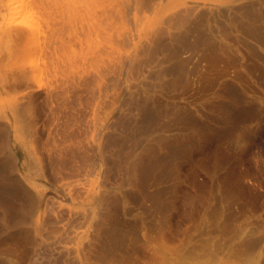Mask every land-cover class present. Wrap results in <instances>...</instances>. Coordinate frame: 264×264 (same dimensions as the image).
<instances>
[{
	"label": "rangeland",
	"instance_id": "374dc122",
	"mask_svg": "<svg viewBox=\"0 0 264 264\" xmlns=\"http://www.w3.org/2000/svg\"><path fill=\"white\" fill-rule=\"evenodd\" d=\"M36 2L39 45L0 44V264H264V0Z\"/></svg>",
	"mask_w": 264,
	"mask_h": 264
},
{
	"label": "bare ground",
	"instance_id": "6f19581e",
	"mask_svg": "<svg viewBox=\"0 0 264 264\" xmlns=\"http://www.w3.org/2000/svg\"><path fill=\"white\" fill-rule=\"evenodd\" d=\"M20 6V7H19ZM16 7H19L20 9H18L17 10V8ZM35 8H36V12H39L38 11V3L36 2V0H0V22H1V24H0V41L3 43H1L0 42V44L1 45H4L3 47H2V49H5V46H7L8 45V43L10 42V41H12V40H10L11 39V37H13L12 36V32H16V33H18L17 31H21V33L19 32L18 34L20 35L21 34V36H22V33H24V32H26L27 30H28V32L29 33H31L32 32V30H33V25L35 26V19H36V14H35ZM15 10V11H14ZM18 12H17V11ZM20 11V12H19ZM15 12H16V14L17 13H21L22 14V17H21V19H20V16H21V14H17V16H16V14H15ZM15 14V16L16 17H18L19 19L17 20V21H15V18L16 17H14L13 15ZM31 22H33L34 24L33 25H31ZM17 23H20V27L22 26H25V30L22 28H18L17 27ZM16 26H15V25ZM13 25V26H12ZM14 29V30H13ZM16 29V30H15ZM35 30H36V32H35V30H33V34H36V35H33L32 33H31V35L29 34V33H25V37H27V35L29 36V37H31L32 35V37H31V41L33 40V37H37L38 39H39V35L37 34V32H38V30H37V26H35V28H34ZM14 32V33H15ZM15 33V35H17ZM20 36V37H21ZM28 38V37H27ZM30 39V38H29ZM29 39H27L28 41H29ZM38 39H36V40H38ZM36 40H33V41H35V42H37ZM32 41V42H33ZM34 42V43H35ZM31 43V42H30ZM5 44H7V45H5ZM1 45H0V47H1ZM37 45H39V43L37 42ZM36 45V46H37ZM33 46V44L31 45V47ZM35 46V45H34ZM33 46V47H34ZM30 46L28 47L29 49L31 48ZM32 47V48H33ZM38 47V46H37ZM7 48V47H6ZM10 48H11V45H10V43H9V50H10ZM28 48H27V50H28ZM36 49V48H35ZM12 50V49H11ZM11 50L8 52V54L11 52ZM32 50V49H31ZM0 51H1V49H0ZM7 51H8V48H7ZM33 51H34V49H33ZM35 51H38L37 49L35 50ZM4 52V51H3ZM30 52V51H29ZM1 53H2V51H1ZM12 53V52H11ZM10 53V54H11ZM5 54H6V51H5ZM10 54H9V56H10ZM9 56H7V57H9ZM0 57H1V55H0ZM6 57V58H7ZM2 59V58H1ZM4 60V59H3ZM8 60V59H7ZM0 63H2V62H0ZM23 65V67H18L19 68V72H17V73H19V78L21 79V80H23V81H27L28 82V80L30 79L29 78V73H30V71L28 70V69H26L25 67V65L24 64H22ZM25 66V67H24ZM28 68V67H27ZM17 71H18V69H17ZM16 75V76H17ZM21 100V99H20ZM16 101H17V99H16ZM24 101V100H23ZM21 103H23L22 101H21ZM19 105H22V104H19V102H17L16 104H15V111H14V114H13V118H18L19 117V115H21V113H20V111H23V110H20V109H22V106H21V108H20V106ZM14 120H17V119H14ZM9 122V121H8ZM10 122H11V120H10ZM115 122H117V121H115ZM13 123H14V121H13ZM108 126V125H107ZM112 126V125H111ZM110 126V127H111ZM119 126V125H118ZM106 127V126H105ZM115 128V127H114ZM112 129V128H111ZM104 130V129H103ZM114 132V131H113ZM102 134V133H101ZM104 134V133H103ZM112 135V134H111ZM102 136V135H101ZM110 136V135H109ZM2 137V136H1ZM109 138V137H108ZM1 139V138H0ZM102 145V144H101ZM103 148V147H102ZM107 148V147H106ZM105 152V151H104ZM18 175H20V174H18ZM8 177V176H7ZM21 177V176H20ZM25 178V177H24ZM7 179V178H6ZM15 179V178H14ZM18 179V178H17ZM0 180H1V178H0ZM5 180V179H4ZM27 180V179H26ZM79 180V179H78ZM23 181V180H22ZM31 181V180H30ZM6 182V181H5ZM8 182V181H7ZM18 182H19V180H18ZM79 182V181H78ZM77 182V183H78ZM12 183V182H11ZM25 183V182H24ZM29 183V182H28ZM32 183V182H31ZM15 184V183H14ZM20 184V183H19ZM2 185V184H1ZM22 185V184H21ZM80 185H81V183H80ZM84 186H79L78 184H72L71 186H69V188H68V190H69V194H70V197H71V199L73 200V202H74V204H76V202L77 201H79V203H80V201L82 200L81 198H84L85 197V194H86V192H85V190H84V188H83ZM86 188V187H85ZM88 188V187H87ZM86 188V189H87ZM5 189V188H4ZM27 189V188H26ZM31 189H33V188H31ZM63 189V188H62ZM89 189V188H88ZM29 190V189H28ZM36 190V189H35ZM1 191V190H0ZM34 191V190H33ZM28 192V191H27ZM29 192H31V191H29ZM1 193V192H0ZM33 193V192H32ZM31 193V194H32ZM43 193V192H42ZM37 196V195H36ZM39 198H41V197H39ZM90 198V197H89ZM2 199V198H1ZM33 199V198H32ZM47 199V198H46ZM48 200V199H47ZM46 200V201H47ZM26 201H28V200H26ZM35 201V200H34ZM44 201V200H43ZM84 201H85V199H84ZM45 202V201H44ZM27 203V202H26ZM38 203H39V201H38ZM43 203V202H42ZM47 203V202H46ZM95 203V202H94ZM43 204H45V203H43ZM52 204V203H51ZM50 204V205H51ZM80 204H82V203H80ZM35 205V204H34ZM37 205V204H36ZM93 205V204H92ZM40 205H38V207H39ZM54 206V205H53ZM52 206V207H53ZM103 206V205H102ZM34 208H35V206H34ZM37 208V207H36ZM42 208V207H41ZM82 208V207H81ZM24 209V208H23ZM37 210H39V209H37ZM41 210H43L42 212H39V211H37V214H36V221L37 222H35V224H36V226H35V230H36V234H35V237L34 238H36L38 241H39V239H40V241H41V236H42V233H43V229H45L42 225L43 224H41V223H44L45 221V219L48 221V220H50V219H52L53 220V218H55V217H53V214H52V212H51V210H50V208H48V203L47 204H45L44 205V208L43 209H41ZM80 210H82V211H80ZM79 211L78 210H76V211H72V216L70 217V219L71 218H73L74 220H76V221H78V219H79V221L81 220V218L82 217H86L87 218V213H85L84 211H83V208L82 209H80ZM84 210H86V209H84ZM91 210V209H90ZM90 210H89V212H90ZM104 210V209H103ZM61 211H62V217L64 216V214L65 213H67L68 211H66V210H64V209H61ZM33 212H34V210H33ZM60 213V212H59ZM69 213H70V211H69ZM86 214V215H85ZM89 215V214H88ZM35 216V215H34ZM61 216V215H60ZM64 217H66V216H64ZM94 217V216H93ZM103 218V217H102ZM56 219V218H55ZM83 219V218H82ZM73 220V221H74ZM93 220V219H92ZM70 221V220H69ZM72 220H71V222H73ZM3 222H5V221H3ZM93 222V221H92ZM95 222H97V221H95ZM47 223V222H46ZM67 224V223H66ZM96 224V223H95ZM72 225V224H71ZM34 226V225H33ZM43 228H42V227ZM44 226H45V223H44ZM66 226V225H65ZM64 226V227H65ZM73 226V225H72ZM98 226V225H97ZM96 226V227H97ZM63 227V226H62ZM95 227V226H94ZM34 229V228H33ZM34 230V231H35ZM70 229H67V231L71 234L72 233V231L70 232L69 231ZM45 234H46V232H45ZM58 234V235H57ZM56 235H53L52 237V239L51 240H49V241H46V242H44L43 241V239L44 238H42V241L44 242H42L43 244H42V247L43 248H45V249H47V250H50V249H53V250H55L54 248L56 247V249L58 250V251H55V253L56 252H58V254L60 253H62L63 252V250H64V248H65V242L67 241L66 240V233L65 234H61V233H57ZM44 237V236H43ZM66 240V241H65ZM36 241V240H35ZM34 241V242H35ZM38 241H37V244H38ZM41 244V243H40ZM39 244V245H40ZM65 244V245H64ZM53 246H55V247H53ZM39 247V246H38ZM78 251V250H77ZM216 253V252H215ZM53 254V253H52ZM57 254V253H56ZM56 254H54V255H56ZM59 254V255H60ZM217 254V253H216ZM216 254H214V255H216ZM59 255H58V257H59ZM85 256V255H84ZM218 256V255H217ZM56 258H54V260H57V256H55ZM220 258H222V257H220ZM80 260H81V258H80ZM226 260V259H225ZM87 262V261H86ZM85 263V262H84Z\"/></svg>",
	"mask_w": 264,
	"mask_h": 264
}]
</instances>
